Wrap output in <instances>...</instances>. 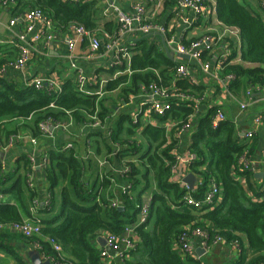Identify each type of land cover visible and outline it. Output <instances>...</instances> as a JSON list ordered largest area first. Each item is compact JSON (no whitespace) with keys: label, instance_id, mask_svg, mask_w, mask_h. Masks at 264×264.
Returning <instances> with one entry per match:
<instances>
[{"label":"trees","instance_id":"16d2710c","mask_svg":"<svg viewBox=\"0 0 264 264\" xmlns=\"http://www.w3.org/2000/svg\"><path fill=\"white\" fill-rule=\"evenodd\" d=\"M160 1L162 13L176 3V0ZM212 3L217 23L236 29L240 37V60L231 62L233 52L222 59L220 78L233 76L227 83L232 92L242 86L264 84V20L261 15L243 0L207 1L210 6ZM23 4L51 17L55 29L61 33L67 32L70 24H81L91 33H96L99 27L97 0H29ZM102 29L111 33L117 29V24L108 20L102 24ZM128 47L132 53L131 73L110 77L100 96L79 91L73 77L64 79L57 92L45 86L37 89L31 84L16 83L1 75L4 63L9 60L0 56V140L20 131L41 137L38 125L43 121L65 122L71 117L74 123L85 125L88 115L95 113L105 126L113 112L107 103L108 93L117 91L120 102L128 103L139 95L141 85L149 82L163 86L174 84L180 92L201 98L200 85L194 84L188 76L175 75L176 64L184 59H169L161 44L146 37L137 38ZM210 55L211 50L204 51L201 59L206 61ZM118 68L125 69L124 61L122 65L113 66L110 72ZM193 111V101L189 104L175 100L156 123L142 124L138 118L134 122L133 116L126 112L116 114L108 123L112 144L106 146L113 154L102 165L95 163L91 151L80 156L75 146L47 149L46 179L50 199L48 205L41 208L44 218L40 220V233L61 246L62 261L100 264V248L94 245V238L120 234L127 225H134L142 194L149 190L148 217L144 223L132 226L135 238L132 253L140 254L141 260L128 264H200V259L183 254L179 249L182 233L190 237L196 228L207 233L208 244L217 236L241 248L245 242L249 253L245 264H264V183H258L250 169L242 168L243 159L248 158L252 146L239 137L230 119L213 127L211 122L216 112L213 108L190 124L187 167L197 179L194 189L189 190L194 198H201L211 183L218 187L219 193L211 205L200 209L186 207L183 201L186 188L173 179L179 141L176 128L188 124ZM166 120L173 126L164 127ZM124 125L128 126L127 135L121 136ZM111 156L127 170L117 174ZM17 162V168L12 171H5L0 162V193H11L17 200V204L0 201V223L21 221V211L32 200L26 184L30 162L26 156H21ZM117 175L124 182L119 187L115 185ZM114 200L122 210L112 205ZM4 235L0 230V236ZM41 245L47 254L57 256L49 244Z\"/></svg>","mask_w":264,"mask_h":264},{"label":"crops","instance_id":"0c3cea01","mask_svg":"<svg viewBox=\"0 0 264 264\" xmlns=\"http://www.w3.org/2000/svg\"><path fill=\"white\" fill-rule=\"evenodd\" d=\"M28 1L29 0H17L10 3L0 2V56H4L9 60L4 63L1 69V75L19 84H28L33 78L39 77L44 80V86L47 89L52 86L57 90V88L61 87L64 79L67 77H73L75 79L78 72L82 73L88 80L97 77L99 81H105L113 77L116 72L120 71L118 68L110 72L112 68L111 64L114 61L116 46L130 45L134 40L141 37L152 39L159 44L161 43L156 33L149 34L148 36H140L136 39L135 36L131 38L129 35L119 36L116 39V29H113L111 33L102 29V24L108 20H113L116 23L111 8H107L108 2H112L123 11L132 12L133 7L139 3L144 4L145 8L150 11L156 0H97L100 5V15L97 20L99 22V27L94 34L100 40V45L98 51L93 54L92 58L89 59L83 56L88 49V44L85 46L84 41L78 43L74 54H70V52L66 50L64 42L67 32L61 33L55 30L56 36L46 45L42 41L35 43L36 48L32 50L30 61L26 63L23 68L16 69L10 65V62L18 56L17 35L19 33H25L26 40L31 41L32 35L42 29L41 25L37 22L32 24V30L30 32L25 31L28 23L18 22L14 25H9L14 15L30 9L23 4L28 3ZM243 2L251 9L258 12L264 20V7L260 4L261 0H243ZM170 10L171 8H167L163 11L162 16L167 22H169L170 19ZM214 10V3H212L205 16L197 19H194L193 14L188 12L186 13V21H179L175 27L171 29L176 37H181L185 41L207 32L210 33L209 35L215 40L220 32H225L220 40L211 45V55L207 58L208 60H206L210 65L207 71L202 70L198 64L194 63L192 60L188 58L185 59L187 61L190 79L193 80L194 84L202 87V95L200 103L196 106L194 105V111L189 116V125L182 127L178 126L176 128V135L179 140L176 154L179 159L176 160L173 179L180 182L182 177L190 172L187 167L188 161L185 162V159L190 157L188 151V143L190 142L192 131V126L190 124L198 116L206 114L209 109L213 108L216 111H221L226 119L232 120L239 137L251 144L252 151L248 158L245 157L244 159L252 163L250 170L253 176L258 183L263 184L264 90L259 87L249 90L250 86H242L239 91L232 92L220 78L218 79L216 74V63L221 59L222 55L229 56V54L233 52L231 55L233 56L231 62H238L240 60V37L237 30L226 29L217 23ZM165 49L166 48L163 49L164 54ZM173 56L175 60L182 59L176 55ZM225 79L226 77L223 78V80ZM86 89L89 93H96L95 89L98 88L91 84L88 85ZM108 94L107 103L113 111L109 116L108 123L110 119L116 118V114L120 112L130 113L133 119L138 118L142 124L145 122L149 123V120L139 115L140 109L143 110L145 108V106H142L143 97L135 96L128 103H121L117 91ZM184 101L189 102V104L192 103V101L188 99ZM241 103L246 104L244 109H240ZM259 117L260 120L255 121L256 118ZM154 122L156 123L158 120H154ZM108 123L104 126L103 130H96L82 124L74 123L67 130H55L50 137H32L27 131H20L18 133L23 135L22 140L17 139L9 142V138L12 135H9L6 139L3 138L0 140V162L5 171L16 169L17 160L21 156H26L28 160L30 158L32 159V169L26 174V184L32 193V200L28 202L26 200L27 203L25 202L24 211H21L22 220H33L35 218L41 220L44 218L41 208L48 205L50 199L48 180L46 179V168L48 167V163L45 164L42 159L43 155L47 153V149L49 147H57L65 145L66 143H71L72 146H75V148L79 150L78 153L80 156H84L89 149L96 164H99V162L105 164V159L113 154V151L108 152L106 149V146H111L112 144L109 135H107V130H109ZM165 123L166 122L163 124L164 127H166ZM172 126L173 125L170 127ZM127 127L128 126L124 125L121 136L127 135L125 134ZM166 128L168 129V127ZM247 132L252 133L250 138L245 137V133ZM30 137L35 138V143L29 141ZM103 138L105 139L104 141L102 140ZM88 143L90 144L89 148ZM141 143H143L142 140ZM113 145L112 147L114 148ZM111 160L115 171L117 174H120L119 172L122 169V164H120L114 156H111ZM117 176L118 182L115 185L119 187L123 185L124 182L119 175ZM114 191L115 193L118 192V190ZM134 192H136V190H134ZM149 194V190L142 194V202L150 199ZM25 195L27 196V193H25ZM2 200L11 204H17V200L11 193L2 194ZM3 232L5 235L0 236V264H31L30 256L32 254H38L42 262L49 260V257H51L50 253L47 254V251L42 248L41 243H47L46 236L42 235V233L31 237V239L25 238L20 233L14 231L3 230ZM101 238L104 237L97 236L93 241L94 245L98 248L102 247L100 246ZM190 243L196 257L200 259L201 264H245L249 259V253L245 242L242 248H234L230 243H226L225 241L217 242L212 244L206 252H202L201 255H198L199 253L197 254L196 252L199 248L202 249L199 238H192ZM108 252L110 259L109 261H105L104 264H128V262L135 263L141 260V255L135 252L132 253V251L127 258H121L116 249H109Z\"/></svg>","mask_w":264,"mask_h":264},{"label":"built area","instance_id":"2783aa9c","mask_svg":"<svg viewBox=\"0 0 264 264\" xmlns=\"http://www.w3.org/2000/svg\"><path fill=\"white\" fill-rule=\"evenodd\" d=\"M14 0H1L2 3H10ZM62 1H78V0H62ZM208 0H176V3L174 7L170 10V19L169 22H167L164 17L162 16V8H161V1L156 0L152 10H147L144 6V4L139 3L136 4L133 7L132 12H126L120 9L117 5H114L112 2L107 3V8H111L115 20L117 23V29H116V39L119 36H126L129 35L131 38L135 36V39L140 36H148L149 34L156 33L159 38V42H161L162 49L166 48L171 54H182L187 55L189 60H192L194 63H197L198 66L204 70L207 71L210 68V65L208 62L203 61L201 59V54L204 51L211 50V45L215 43L216 41L220 40L225 32L222 31L220 34H218L213 40L212 36H210V33H204L202 35H199L198 37H195L193 39H190L185 43L186 41L182 39L181 37H176L175 34L172 33V28L175 27V25L179 22H185L186 21V13L190 12L193 14L194 19L204 17L207 13V10L210 5L207 4ZM261 6L264 7V0H261L260 2ZM215 11V10H214ZM18 22H25L28 23V26L26 28V32H30L32 30V24L35 22L39 23L41 25V30L37 33H34L31 37V41L26 40V34L25 33H19L17 35L18 37V56L10 62V65L13 66L16 69L23 68L26 63H28L31 59V53L32 50L36 48L35 43L42 41L45 45L50 42L55 36V23L54 21L46 16L41 10L37 8L29 9L28 11H25L23 13L14 15L12 20H10L9 25H14ZM227 29V28H226ZM236 30V29H235ZM238 32V31H237ZM83 41H86L88 44V49L83 56L85 58H92L93 54L98 51L100 40L94 33H91L89 30H87L83 25L81 24H70L67 27V35L64 38L65 47L70 54H74V51L76 49V46L78 43H81ZM134 43V42H132ZM131 44V43H130ZM112 45V43H111ZM132 45V44H131ZM128 44L125 46H116L115 48V56L114 61L112 62L111 66H119L122 65V61L125 63V69L122 71L116 72L113 77L120 75V74H130L131 71L129 69V59L131 57V52L128 49ZM172 55V56H173ZM227 55H222L221 59L217 61L216 65V74L219 76V71L222 68V59H225ZM174 57V56H173ZM175 60V59H172ZM185 60V59H184ZM187 61H182L176 64L175 66V75L176 76H183V77H189V71L187 67ZM112 78V77H111ZM221 79V78H220ZM232 75H227L226 79L222 80V82L227 85L229 80H232ZM108 80V79H107ZM98 80L97 77L93 78L92 80H88L82 73L78 72L75 77V82L77 89L83 93L90 94L89 91H87L86 87L88 85L93 84L96 88L95 92L100 95L104 94V86L106 81ZM193 82V80L191 79ZM33 85L37 89H42L44 87V80L42 78H33L28 85ZM259 87L260 89L264 90V84L256 85V86H250L249 90H252L253 88ZM48 90L57 92L60 90V88H57L55 90L52 86L49 87ZM140 93L137 96L143 97L142 106H145L143 110L140 109L139 115L142 118H145L149 120L151 123H155L154 120H157L158 118H161L165 115L166 111L170 108L171 103L175 100H191L194 102V105H198L201 101V98L195 97L192 98L188 94H185L183 92H180L179 89H177L174 84H170L168 86L159 85L156 82H149L145 85H141ZM114 92V91H113ZM145 98V100H144ZM245 103L240 104V109L245 108ZM52 106V103L50 104ZM138 115V116H139ZM89 121L85 124V126L92 128V129H99L103 130L104 126L101 124L100 120L98 119L96 113L92 115H88ZM225 116L221 111H216L215 115L212 119V126L216 127L219 122L225 120ZM134 122L137 119H133ZM260 120L259 118H256L255 121ZM165 126L170 128L171 125H173L169 120L165 121ZM72 124H74L73 119L70 117L65 122H57V123H50L49 121H43L40 122L38 127L39 131L41 133V136H52L53 132L57 129L60 130H67ZM189 124H186L185 126H188ZM107 135H110V130H107ZM252 136L251 132L245 133L246 138H250ZM22 140L23 135L22 134H14L9 138V142H12L13 140ZM31 143H35V138L30 137L29 140ZM90 144L88 143V148ZM71 143H66L64 145V148H71ZM89 152V149L88 151ZM43 162L46 164L48 163V155L47 153L43 155ZM179 157L176 155V160H178ZM189 162L188 158L185 159V162ZM30 162V170L32 169V159H29ZM100 165L102 163L99 162ZM252 166V163L243 159V165L242 168L244 169H250ZM122 171L127 170V167L123 165ZM177 181V180H176ZM179 182V181H178ZM181 182V181H180ZM186 188V193L183 196V201L187 206H190L195 209H200L203 206H209L214 202V198L218 195L219 189L214 184L211 183L207 190L204 192L203 196L201 198H194L190 192L187 185H184ZM0 201H2V194L0 193ZM148 201L142 202L140 211L138 213V222H136L133 226L142 224L146 221L148 217ZM112 205L119 206V202L114 200L112 202ZM42 224L39 219L35 218L33 220L26 219L21 220L18 222H10V223H0V230H8V231H14L17 233H20L25 238H31L41 231ZM192 236L188 237L186 233H182V235L179 238L180 241V251L183 254L189 255L190 257L196 258L195 252L193 247L191 246L190 240L194 237H198L200 240V245L202 249L206 252L210 246L217 242H223L224 239H222L220 236H217L214 238V240L208 244V236L207 233L200 229L196 228L192 234ZM104 237V245L100 248V264H104L105 261H109L110 255L108 250L109 249H116L119 253V256L121 258H127L129 253L133 250H135V238L133 234V228L132 226H126L123 233L120 234H107ZM47 243L50 245L52 250L57 254L56 257H49L50 264H73L70 261H62L59 257L61 252V246L56 243L52 238L46 237ZM234 248H238L237 243L231 244ZM201 264V263H200Z\"/></svg>","mask_w":264,"mask_h":264},{"label":"water","instance_id":"95a60500","mask_svg":"<svg viewBox=\"0 0 264 264\" xmlns=\"http://www.w3.org/2000/svg\"><path fill=\"white\" fill-rule=\"evenodd\" d=\"M165 54H166V56L169 59H171V60L173 59L172 54L169 53L166 49H165ZM176 56L179 57V58H182V59H187L188 58L187 55H182V54H176ZM181 182L183 184L187 185L190 190H193L195 185H196V176L193 173L188 172L182 177ZM117 209L118 210H122L123 208L121 206H118ZM103 245H104V238H101V245L100 246H103ZM196 252H197V254L199 253L198 255H201V253L205 252V251L203 249L199 248ZM30 262H31V264H50V262L48 260L42 262L39 259V255L38 254H32L30 256Z\"/></svg>","mask_w":264,"mask_h":264},{"label":"rangeland","instance_id":"374dc122","mask_svg":"<svg viewBox=\"0 0 264 264\" xmlns=\"http://www.w3.org/2000/svg\"><path fill=\"white\" fill-rule=\"evenodd\" d=\"M125 166V165H124ZM186 207H187V205H186Z\"/></svg>","mask_w":264,"mask_h":264}]
</instances>
